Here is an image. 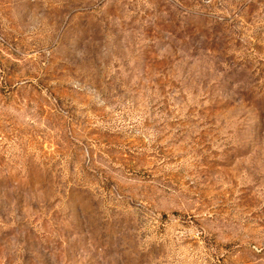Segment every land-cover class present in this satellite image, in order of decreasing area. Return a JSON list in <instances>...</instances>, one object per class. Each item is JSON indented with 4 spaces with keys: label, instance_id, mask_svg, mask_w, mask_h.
I'll return each instance as SVG.
<instances>
[{
    "label": "rangeland",
    "instance_id": "obj_1",
    "mask_svg": "<svg viewBox=\"0 0 264 264\" xmlns=\"http://www.w3.org/2000/svg\"><path fill=\"white\" fill-rule=\"evenodd\" d=\"M0 264H264V0H0Z\"/></svg>",
    "mask_w": 264,
    "mask_h": 264
}]
</instances>
